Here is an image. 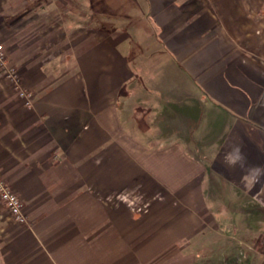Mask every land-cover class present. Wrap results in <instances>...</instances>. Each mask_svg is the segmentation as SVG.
<instances>
[{"label":"crops","instance_id":"0c3cea01","mask_svg":"<svg viewBox=\"0 0 264 264\" xmlns=\"http://www.w3.org/2000/svg\"><path fill=\"white\" fill-rule=\"evenodd\" d=\"M0 264H264V0H0Z\"/></svg>","mask_w":264,"mask_h":264},{"label":"built area","instance_id":"2783aa9c","mask_svg":"<svg viewBox=\"0 0 264 264\" xmlns=\"http://www.w3.org/2000/svg\"><path fill=\"white\" fill-rule=\"evenodd\" d=\"M0 78L9 81L17 90V96L27 108L32 107V93L21 87L17 74L13 67L7 63L5 47L0 42ZM0 202L12 216L14 222L19 225L27 224V217L23 211V203L18 195L11 190L7 183L0 177Z\"/></svg>","mask_w":264,"mask_h":264},{"label":"rangeland","instance_id":"374dc122","mask_svg":"<svg viewBox=\"0 0 264 264\" xmlns=\"http://www.w3.org/2000/svg\"><path fill=\"white\" fill-rule=\"evenodd\" d=\"M44 2V0H42Z\"/></svg>","mask_w":264,"mask_h":264}]
</instances>
